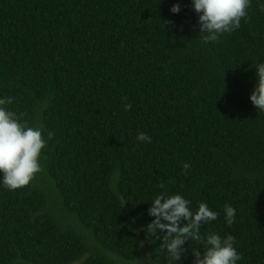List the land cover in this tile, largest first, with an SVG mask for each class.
Masks as SVG:
<instances>
[{
    "label": "trees",
    "instance_id": "trees-1",
    "mask_svg": "<svg viewBox=\"0 0 264 264\" xmlns=\"http://www.w3.org/2000/svg\"><path fill=\"white\" fill-rule=\"evenodd\" d=\"M262 8L205 43L192 0H0V97L46 139L30 184L0 186V264H168L142 230L165 191L206 202L218 218L201 235L230 234L239 264H264ZM183 247L174 264L203 251Z\"/></svg>",
    "mask_w": 264,
    "mask_h": 264
},
{
    "label": "clouds",
    "instance_id": "clouds-1",
    "mask_svg": "<svg viewBox=\"0 0 264 264\" xmlns=\"http://www.w3.org/2000/svg\"><path fill=\"white\" fill-rule=\"evenodd\" d=\"M251 0H192L194 10L199 14L198 26L200 39L203 42H216L224 33H232L241 27V20L247 19V10ZM264 10V8H262ZM170 11L178 14L181 11L179 3L173 4ZM256 83L250 95V100L259 111H264V61L257 63ZM14 102V97H0V186L8 190L30 184L35 175L42 171L40 160L42 149L46 147L44 128L29 126L22 121L14 111L6 105ZM124 109L131 107L124 104ZM55 133L47 131V140ZM136 140L140 143H151L147 133L139 131ZM184 173L188 174L189 163L182 165ZM161 188L164 186L161 184ZM148 215L154 217L142 230L148 235L161 240L160 247L166 251L168 264H174L185 254L184 245L187 241L203 243V251L193 248V264H239L242 256L235 247L232 235L221 236L216 232L201 235L202 225L218 218V213L212 210L206 202H200L196 209L182 194L169 195L161 192L150 200ZM225 221L232 225L236 217V209L231 205L224 206ZM182 221H186L182 225ZM162 234V235H161Z\"/></svg>",
    "mask_w": 264,
    "mask_h": 264
}]
</instances>
